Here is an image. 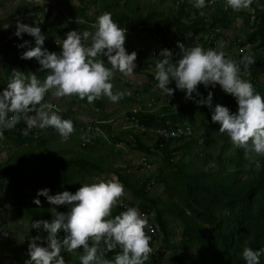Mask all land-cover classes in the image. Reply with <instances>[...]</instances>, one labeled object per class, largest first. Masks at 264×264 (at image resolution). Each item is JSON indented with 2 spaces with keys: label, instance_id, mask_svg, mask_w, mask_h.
I'll use <instances>...</instances> for the list:
<instances>
[{
  "label": "trees",
  "instance_id": "obj_1",
  "mask_svg": "<svg viewBox=\"0 0 264 264\" xmlns=\"http://www.w3.org/2000/svg\"><path fill=\"white\" fill-rule=\"evenodd\" d=\"M59 1L65 6L67 15L80 17L85 21H88L89 8L82 4L88 1L90 6L97 2L76 0L80 5L74 8L73 0ZM174 2L176 8L170 15L151 8L142 12L136 1L130 0H123L122 3L121 0L104 2L97 14L110 12L114 22L127 29L126 35L150 38L158 35L164 41L176 37L186 47L201 46L203 49L212 48L217 51H220L217 42L223 39L222 33L230 31L241 20L248 32L244 38L238 37L228 46L226 57L239 63L243 55L254 56L256 62L251 66V76L242 78L250 80L256 91L264 97V83H258L259 77L264 75V0H253L251 12L235 11L227 5L226 0H205L206 6L203 9L193 7L189 0ZM29 10L36 11L32 3L29 4ZM37 12L43 14L42 8ZM201 12H204L203 16ZM34 16L32 19L37 18L36 13ZM42 16L49 18L51 14L49 12ZM56 16L67 19L61 11H57ZM41 30L45 35L43 47L50 52H61V46L56 47L54 43V35H66L67 28L57 24L50 31L43 28ZM28 41L31 47H35L33 38ZM9 46L10 42L0 37V55H4ZM125 48L130 54L131 43H127ZM26 50L27 48H20L5 64L3 77L0 78V92L7 87L13 69L25 74L35 73L40 79L48 74L39 71L41 66L38 61L20 58ZM173 53V57L178 59L177 53ZM102 59L105 60V66L111 68L107 58ZM241 69L243 70L242 65ZM168 87L175 89L172 97L178 96L179 89H176L175 81ZM148 88L152 89L147 86L143 92L148 91ZM199 93L200 96L193 95L196 100L207 98L206 89L201 88ZM133 95H138V92H133ZM45 99L49 102L47 96ZM216 99L219 103L226 102L232 112L237 111L238 105L233 96L222 91ZM191 101L179 109L165 106L153 110L154 105L149 104L148 107L128 110L124 118L131 126L115 131L111 120L113 112H102L106 101L99 98L89 104L87 98L81 100L74 96L62 118L72 120L75 131L71 135L77 136L82 152L67 156L56 151L41 152L49 139L55 137L54 134L46 136L53 128H34L28 136H24L22 131L27 125L22 120L14 129L5 130V138L0 139L4 144L14 146L13 151L0 163V198L3 189L7 190L6 197L31 224L40 219L50 221L53 219L50 208L44 209L33 203L38 198L41 205H45L48 203L46 198L37 197V193L31 197L25 191L27 181L36 180L41 184V189L47 188L51 195H55L65 190L75 193L77 182L86 184V179L100 178L105 173H111L131 197L129 202L118 205L113 210V217L126 211V207H135L156 230L154 235H150L145 228L146 234L151 236L152 249L159 242V248L153 250L145 264H246L242 256L245 247L254 250L264 248V156L252 161L251 154V159H246L243 148L228 150L229 141H225L216 153L217 136L222 133H211L212 128L219 130L220 127L218 123L211 121L215 106L212 104L210 109ZM77 102L101 113L94 114L95 119L89 123L79 122L71 110L72 105ZM181 125L189 126L196 134L186 139H163L158 133L161 130H175ZM137 130L141 132L138 133ZM197 132H202L203 135H198ZM141 134L143 137H148L149 134L153 136L150 139L154 140V145L144 142ZM198 139L203 142L200 151ZM120 144H124L130 152L135 151L146 157L160 155L161 168L149 176L111 168V162L120 155V151L116 150ZM104 149L108 152V161H103L102 156L97 155ZM178 153L180 161L173 163V156ZM201 157L204 166L197 168L195 163ZM42 172H49L51 178L42 179ZM243 174L247 176L242 177ZM155 185L163 187L164 199L151 194L150 190ZM57 210L68 211L66 206H58ZM60 235L62 237L64 233L61 232ZM27 250V242L13 245L0 232V253L10 251L15 258L25 261L30 259ZM119 251L117 248L113 252H106L105 258L113 260ZM61 254L65 262L80 264V257L84 252L80 248L72 252L65 250ZM260 264H264V255L260 257Z\"/></svg>",
  "mask_w": 264,
  "mask_h": 264
},
{
  "label": "clouds",
  "instance_id": "obj_2",
  "mask_svg": "<svg viewBox=\"0 0 264 264\" xmlns=\"http://www.w3.org/2000/svg\"><path fill=\"white\" fill-rule=\"evenodd\" d=\"M189 2L197 9L206 6L205 0ZM226 3L239 11L248 9L253 0H226ZM200 14L203 16L204 12ZM93 27L94 33L69 31L59 44L61 52L57 53L43 47L45 35L39 25L30 26L17 21L15 36L22 38L27 34L35 41V47H31L28 40L17 46L27 48L20 58H34L41 66L39 71L48 74L40 79L35 73L12 70L7 87L0 92V139L5 138V130L14 129L23 120L27 125L22 131L24 136L34 128L51 127L67 141L75 131L74 124L70 119H62L54 110L56 106L46 101L51 90H55L56 97L87 98L89 104L101 97H107L113 103L123 99L125 93L114 94L111 81L115 71L133 76L137 53L129 54L126 50L127 29L114 22L110 12L98 16ZM89 40L90 45L87 44ZM176 47L179 49L178 59L174 60L173 51L167 48L159 53L161 58L157 59L155 73L158 88L165 96L172 97L175 89L168 85L175 81L176 89L183 91L186 99L211 109L212 91L208 92L207 98L199 100L193 94L200 96L199 85L213 89L219 85L224 93L236 99L238 108L232 112L228 107L216 104L211 114L212 123H218L219 132L227 133L235 146L245 150L246 159H251L253 153L264 156V97L250 80L242 78L251 76V66L256 62L254 56L243 55L237 63L227 58L224 51L186 47L181 41H177ZM102 57L107 58L111 68L105 66ZM124 195L125 188L117 180L86 183L75 193L65 190L51 195L47 188L38 190L37 197H45L53 206H66L68 211L51 207L49 211L53 219L32 222L31 227L38 234L29 240L27 254L30 259L24 264H65L62 251L72 252L80 248L84 252L80 264H145L153 252L151 236L145 232L147 219L135 207H126V211L113 217V210ZM33 203L41 206L38 198ZM61 232L64 233L62 237ZM117 248L120 251L113 260L105 258L106 252ZM262 255L264 248L245 247L242 252L246 264H260Z\"/></svg>",
  "mask_w": 264,
  "mask_h": 264
},
{
  "label": "rangeland",
  "instance_id": "obj_3",
  "mask_svg": "<svg viewBox=\"0 0 264 264\" xmlns=\"http://www.w3.org/2000/svg\"><path fill=\"white\" fill-rule=\"evenodd\" d=\"M35 0H0V37H3L5 40L10 42L9 50L4 54L0 55V78L3 77V69L5 64L15 56L20 48L17 46L23 43L24 40H28L30 37L27 34H23L22 38H18L15 36L17 21L19 20L21 23L28 24L30 26H36L35 21H38V24L41 28L50 31V29L55 25H61L67 28V33L69 31H77L82 33L83 31H89L94 33L95 28L93 25L95 24L97 17L100 16L97 14L100 6L107 1L110 0H97L96 5L88 6V1H84L82 6L88 7L89 11L87 13L88 21L83 20L80 17H76L68 14L69 19H63L59 16H56L55 10L52 11L51 16L49 18H45L40 15L38 12H30L29 10V2H34ZM65 2V0H62ZM118 1V0H116ZM136 1L137 6L140 8L142 12H145L147 9L151 8L155 11H161L167 15H170L175 10V2L174 0H130ZM54 2V1H53ZM123 0H121V3ZM72 5L74 8L78 7L80 4L78 1L73 0ZM258 6V3H255ZM247 12H251V8L242 9ZM30 13H36V19ZM40 15V16H39ZM32 16V17H31ZM78 29V30H77ZM248 32L247 28L244 27L241 20H238L230 31L224 32L223 39L218 40L217 48L220 51H226L230 44L236 40V38H244L245 34ZM67 35V34H66ZM66 35H54V43L56 47L61 44L62 40L66 39ZM131 43V52L135 51L137 53V60L134 62L136 67L134 68V74L131 77L124 76L119 71L114 72L113 79L111 83L113 84V92H123L125 93L123 99L118 102L113 103L107 97H101V100L106 101V105L102 112L110 113L113 112L112 127L115 131L125 128L126 126H131L128 124L126 119L124 118L125 112L128 110L139 109L141 106L148 107L149 104L154 105L153 110H158L159 108L165 106H172L175 109H179L182 106L190 104L192 102L189 99H186L185 93L181 90H178V96L176 97H168L165 96L164 93L158 88V82L155 80L156 73V62L157 59H160L159 56L161 48L155 49V44L150 37H135L131 35H126V43ZM91 41L89 40L87 44L90 45ZM233 46V45H232ZM236 48V47H233ZM209 49V48H208ZM205 49V50H208ZM212 49V48H211ZM154 52V54H153ZM264 56V52H263ZM175 60V57H173ZM32 60H35L34 58ZM258 83H264V75L260 76L258 79ZM150 86L152 89L146 92H143L144 89ZM206 89L207 92H213L212 104L215 106L216 104H220L227 107L226 102L219 103L216 99L217 96L221 95L222 89L219 85H217L214 89L211 87L205 88L203 85L198 86V92L200 89ZM55 90H51L46 96L49 98V102L53 103L56 108L54 110L58 111V114L62 117V114L68 108L69 103L74 99L72 97H56L54 95ZM138 92V95L134 96L133 92ZM131 93V95H127V93ZM193 95L196 96L194 93ZM198 98V97H197ZM71 110L75 113V118L77 121L82 123H89L95 119L94 114H99L101 111L93 110L92 108L87 107L81 103H75L72 105ZM63 119V118H62ZM137 132H141L137 130ZM193 132H196L193 130ZM202 133V132H201ZM200 132H197L198 135H203ZM211 133L220 134L219 130L216 128L211 129ZM55 135L53 139H49L47 145L44 149L41 150L43 153L48 152H58L63 156H67L69 154H77L81 153L82 150L79 146L77 136L70 135L67 141L63 140L60 134L53 128L52 130L46 133L47 137L51 135ZM196 134V133H195ZM144 142L149 144H153V138L150 134L148 137H143ZM217 144L215 146V152L218 153L220 147L225 141H229L228 150H233L235 146L231 139L228 137L227 133H223L221 136H217ZM154 145V144H153ZM14 149V146L9 144H4L0 141V163L6 159L9 153H11ZM116 150L120 151V155L116 157V159L111 162V168H120L126 171H135L137 173H141L145 176H149L157 173L159 168L162 166L161 156L155 155L153 157H146L141 153L132 151L124 145L120 144L116 147ZM98 156H102L103 161H108L106 158L108 155L107 150H102L97 153ZM259 156L253 153L252 161L257 159ZM140 158H145L149 164V167L142 171L141 169H137L138 161ZM173 163H177L180 161V153L173 156ZM214 164V162H211ZM197 168H203L204 160L203 158H198L195 163ZM257 168L255 167V170ZM139 170V171H137ZM140 175V174H139ZM247 174H243L242 177H246ZM42 179H50L51 174L49 172H42ZM116 180L115 177L111 173H105L100 178L86 179L87 184L97 183L101 180ZM83 184L81 182H77L75 185V190L77 191ZM41 190V184L36 180L27 181L25 183V191L33 197L34 194ZM7 190L3 189L2 197L0 198V232L6 234L5 238L9 243L13 245H21L23 243H29L31 237L37 235V230L33 229L32 224L22 216L20 210L16 208L11 200L6 197ZM151 194L154 196H158L164 199L163 187L161 185H155L150 190ZM131 199L129 193L125 192V195L121 198L119 204H125L129 202ZM33 200V199H32ZM34 201V200H33ZM117 205V206H118ZM42 208H51L53 205L49 203L45 205H41ZM176 239H179L178 237ZM46 246V245H45ZM159 248V242L153 246V250L156 251ZM0 264H24V261L15 258L13 253L10 251H4L0 253ZM65 264H72L65 262Z\"/></svg>",
  "mask_w": 264,
  "mask_h": 264
},
{
  "label": "built area",
  "instance_id": "obj_4",
  "mask_svg": "<svg viewBox=\"0 0 264 264\" xmlns=\"http://www.w3.org/2000/svg\"><path fill=\"white\" fill-rule=\"evenodd\" d=\"M30 3L33 4L34 9L36 10L34 12H37L40 8H42L43 14H40V15H44V14L49 13V12L51 14L52 11L55 10L54 11L55 13H57V11H61L66 16V18L69 19L68 18L69 16L67 15V13L65 11V9H66L65 6L59 0H35L34 2H30ZM30 14L32 16H34L35 13H30ZM37 23H38V21L36 20L35 25H37ZM151 39L153 40V42L155 44V49H157V48H161V49L169 48L170 50L174 51L175 53L179 52V49L176 47V43H177V41H180V40L177 39L176 37L168 38L164 41V40H162V38L160 36L156 35V36H152ZM153 54H154V52H153ZM158 133L164 139H168V138L182 139V138H188V137L193 135L192 130L188 126H185V125L179 126L175 130H170V131L161 130V131H158ZM197 145H198V151H200L203 148V142L201 139L198 140ZM137 166L142 171H145L149 167V164L145 158H140V161H138ZM146 230L150 235H154L156 233L155 228L151 224H148V226L146 227Z\"/></svg>",
  "mask_w": 264,
  "mask_h": 264
}]
</instances>
